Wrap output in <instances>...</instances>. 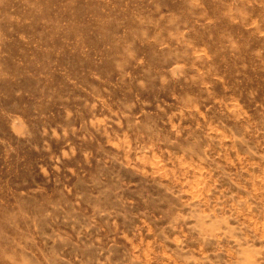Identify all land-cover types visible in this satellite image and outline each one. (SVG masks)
<instances>
[{
    "label": "rangeland",
    "instance_id": "rangeland-1",
    "mask_svg": "<svg viewBox=\"0 0 264 264\" xmlns=\"http://www.w3.org/2000/svg\"><path fill=\"white\" fill-rule=\"evenodd\" d=\"M0 264H264V0H0Z\"/></svg>",
    "mask_w": 264,
    "mask_h": 264
}]
</instances>
